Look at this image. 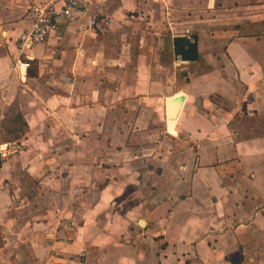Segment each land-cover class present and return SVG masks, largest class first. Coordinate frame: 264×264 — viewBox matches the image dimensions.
<instances>
[{
  "label": "crops",
  "instance_id": "1",
  "mask_svg": "<svg viewBox=\"0 0 264 264\" xmlns=\"http://www.w3.org/2000/svg\"><path fill=\"white\" fill-rule=\"evenodd\" d=\"M64 1L0 0V264H264V0H79L15 69Z\"/></svg>",
  "mask_w": 264,
  "mask_h": 264
},
{
  "label": "built area",
  "instance_id": "2",
  "mask_svg": "<svg viewBox=\"0 0 264 264\" xmlns=\"http://www.w3.org/2000/svg\"><path fill=\"white\" fill-rule=\"evenodd\" d=\"M82 12L79 0H65L63 8L56 9L51 4H32L29 13L32 18V27L22 32L17 42L18 57L14 68L26 72L34 60L33 50L36 46L46 42L58 30L59 25L73 20ZM89 28L100 32L111 29L108 19L92 18ZM18 151L15 143L0 142V160H7Z\"/></svg>",
  "mask_w": 264,
  "mask_h": 264
},
{
  "label": "water",
  "instance_id": "3",
  "mask_svg": "<svg viewBox=\"0 0 264 264\" xmlns=\"http://www.w3.org/2000/svg\"><path fill=\"white\" fill-rule=\"evenodd\" d=\"M180 102H181V98H178V99H175L172 104H171V117L174 118L178 108H179V105H180Z\"/></svg>",
  "mask_w": 264,
  "mask_h": 264
},
{
  "label": "rangeland",
  "instance_id": "4",
  "mask_svg": "<svg viewBox=\"0 0 264 264\" xmlns=\"http://www.w3.org/2000/svg\"><path fill=\"white\" fill-rule=\"evenodd\" d=\"M15 146H17V147H18V149H19L18 143H15Z\"/></svg>",
  "mask_w": 264,
  "mask_h": 264
}]
</instances>
